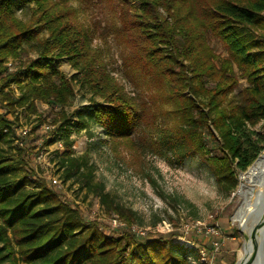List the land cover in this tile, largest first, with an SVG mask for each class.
I'll return each instance as SVG.
<instances>
[{
    "label": "trees",
    "instance_id": "obj_1",
    "mask_svg": "<svg viewBox=\"0 0 264 264\" xmlns=\"http://www.w3.org/2000/svg\"><path fill=\"white\" fill-rule=\"evenodd\" d=\"M72 1L89 0H0V140L14 131L9 115L17 120L18 109L35 113L45 103L48 124L58 125L55 134L64 143L61 178L93 191L127 224L136 221L135 211L116 204L103 183L81 169L71 126L91 135V124H99L114 154L137 158L141 145L134 133L145 123L158 129L149 143L152 152L179 164L195 157L221 192H234L237 174L264 149V0H105L111 27L127 49L124 71L150 94L141 102L105 68L93 43L95 28ZM23 51L35 57L20 61ZM9 56L17 60L13 71L5 65ZM61 56L75 69L78 84L101 101L67 112L75 96L72 80L51 65ZM234 67L245 79L238 91ZM152 108L164 112L163 125L156 124ZM16 146L0 152V264H200L194 248L172 237L114 235L87 220L35 175L26 149Z\"/></svg>",
    "mask_w": 264,
    "mask_h": 264
},
{
    "label": "rangeland",
    "instance_id": "obj_2",
    "mask_svg": "<svg viewBox=\"0 0 264 264\" xmlns=\"http://www.w3.org/2000/svg\"><path fill=\"white\" fill-rule=\"evenodd\" d=\"M78 2L72 1L75 5L80 4ZM132 3L138 5L136 1ZM83 4L78 5L79 16L95 28L93 43L102 52L105 68L127 95L137 102L148 100L150 94L145 86L142 83L135 84L124 71L122 60L127 49L111 27V8L108 2L89 0L85 5ZM212 45L220 56L226 54L219 42L213 41ZM33 57H35L34 53L23 51L20 61L26 62ZM5 65L9 71H13L17 60L9 56ZM51 65L72 80L75 96L72 104L65 107L67 112L82 110L88 104L101 101L100 97L92 95L88 89L78 84L77 78L73 76L76 71L66 57L55 58ZM233 71L238 76L236 87L238 91L245 84V79L235 67ZM12 88L18 93L16 85H12ZM46 107L45 103L40 102L35 113L18 109L17 120L9 115L14 122V131H7L3 135L0 140V152L16 151V144L24 147L28 167L34 170L38 178L56 190L64 200L80 209L87 220L96 222L105 231L114 235H119L122 231H131L142 237L136 233L137 229L145 233V239L161 233L164 237L175 236L177 242L181 240L180 243L186 246L190 243L204 245L208 240L204 236L189 233L184 237L183 226L191 225L197 219L208 221L213 216V220L218 221L224 239L214 258V264H233L234 254L243 236L250 229L251 219L246 217L251 212L259 210L258 206H251L244 219L240 221L233 219L240 203L237 189L242 173L237 174L235 191L225 194L218 189L206 165L197 158H186L181 164L171 163L165 156L152 152L149 143L158 137L157 128H151L145 123L138 125L134 134L141 145V155L136 158L128 152H123L121 155L114 154L106 143L105 134L99 124H91V135L84 128L76 131L75 127L71 126L73 155L84 163L81 169L91 172L94 183H103L104 191L116 204L135 211L136 221L127 224L117 211H107L93 191L80 188L75 179L61 178L59 155L64 150V143L59 133L55 134L59 131L58 125L48 124ZM57 109L58 107L54 106V110ZM152 110L156 124L163 125L166 120L164 112L161 113L160 110L153 108ZM44 116L46 118L42 121ZM74 120L76 115L71 116V121ZM263 152L264 149L260 154ZM115 213L125 226L113 223ZM259 250L253 252L248 264H264L261 255L264 250Z\"/></svg>",
    "mask_w": 264,
    "mask_h": 264
},
{
    "label": "built area",
    "instance_id": "obj_3",
    "mask_svg": "<svg viewBox=\"0 0 264 264\" xmlns=\"http://www.w3.org/2000/svg\"><path fill=\"white\" fill-rule=\"evenodd\" d=\"M262 14L264 15V9L262 10ZM264 42V37H263ZM113 223L116 225L121 224V226H125V223L122 222L119 219V216L117 213L113 215ZM184 229V237H186L189 233L198 234L199 236L206 237L207 244H199V243H190L189 246H186L185 244H182L177 242L174 237L172 238V241L175 243L181 244L183 247L190 249L194 248L197 253V261L200 264H214V258L218 254V251L220 250L222 244L224 243V239L221 233V228L218 224L217 220H213V216L210 220H194L193 223L185 224L183 226ZM132 230H134V226L132 225ZM136 233L138 235L144 236L145 233L142 230H137ZM185 242V241H184Z\"/></svg>",
    "mask_w": 264,
    "mask_h": 264
},
{
    "label": "bare ground",
    "instance_id": "obj_4",
    "mask_svg": "<svg viewBox=\"0 0 264 264\" xmlns=\"http://www.w3.org/2000/svg\"><path fill=\"white\" fill-rule=\"evenodd\" d=\"M263 174L264 159L260 154L255 160V163L251 167L247 168V170L240 176L241 180L237 189L238 196L240 197V203L233 216L235 221L244 219L247 216L248 210L251 206H258L259 210L256 212H261L262 209L259 203L258 188ZM256 212H251L250 215L246 217L251 219L250 228L254 226L250 230L249 234H254L256 232L255 223L257 219L254 216ZM261 255L264 260V253Z\"/></svg>",
    "mask_w": 264,
    "mask_h": 264
},
{
    "label": "water",
    "instance_id": "obj_5",
    "mask_svg": "<svg viewBox=\"0 0 264 264\" xmlns=\"http://www.w3.org/2000/svg\"><path fill=\"white\" fill-rule=\"evenodd\" d=\"M261 155L264 159V152ZM257 157L249 167L255 163ZM258 196L262 210L261 212H256L254 214L257 219L255 223L256 232L254 234H249L250 230L254 227L252 226L243 236L239 248L236 251L233 264H248L249 259L255 250H264V174L262 175L259 183Z\"/></svg>",
    "mask_w": 264,
    "mask_h": 264
}]
</instances>
